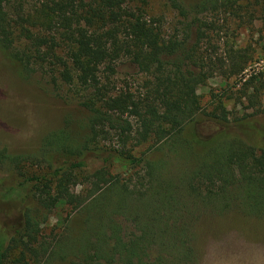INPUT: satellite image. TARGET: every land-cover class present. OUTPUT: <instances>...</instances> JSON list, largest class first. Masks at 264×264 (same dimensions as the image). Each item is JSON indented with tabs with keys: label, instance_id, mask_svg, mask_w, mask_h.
<instances>
[{
	"label": "trees",
	"instance_id": "obj_1",
	"mask_svg": "<svg viewBox=\"0 0 264 264\" xmlns=\"http://www.w3.org/2000/svg\"><path fill=\"white\" fill-rule=\"evenodd\" d=\"M167 1L183 19L182 35L167 38L162 17L148 14L150 0H0V52L26 75L42 71L56 85L61 82L78 86L86 95L83 106L89 115V139L79 146L67 145V122L59 134L62 138L51 145L54 151L48 153L57 161L63 160L55 169L59 183L52 205L60 198L76 203L78 197L72 194L71 187L77 185L88 166L87 159L80 157L89 151L90 143L103 138L116 140L117 147L113 145L104 156H94L104 163L90 176L96 190L102 184L113 183L114 176L108 170L112 164L134 169L144 163L148 173L153 174L155 162L149 160L146 152L138 156L137 148L153 143L150 152L171 143L187 157L190 166L181 171L182 179L196 205L235 206L247 216L264 218V133L241 130V135L231 138L217 136L207 140L187 135L192 123L202 115L218 122L228 121L224 101L214 98L215 107L208 112L201 105L197 89L215 71L229 79L245 72L246 62L238 55L230 58L231 63L214 58L212 44V15L221 9L234 10L245 0H200L192 4L185 0ZM123 61L135 65L146 76L142 91L118 87L116 75ZM257 79L258 74H252L246 81L253 89L252 93L247 92L250 88L245 93L250 107H255L260 98ZM247 117L251 116L235 117L233 123L242 127ZM71 133V137L78 135L74 130ZM9 159L2 155L0 160ZM177 188L158 187L146 201L141 200L152 211L147 216L149 222L137 220L145 237L126 244L118 240L112 247L114 254L124 257L127 264L142 260L150 243H155L160 235L157 226L165 219L170 223L182 213ZM127 200L132 201L130 196ZM130 209L128 203L119 205V210L127 215ZM160 210L164 211L163 217ZM33 223L30 217L26 230L9 238L0 234V264H10L12 251L20 249L11 264H40L35 260L44 251L26 247L29 242H37ZM166 225L164 236L169 235L171 240L169 245L160 247L161 254L166 252L170 259L164 262L166 259L162 258L155 264H194L188 227Z\"/></svg>",
	"mask_w": 264,
	"mask_h": 264
},
{
	"label": "rangeland",
	"instance_id": "obj_2",
	"mask_svg": "<svg viewBox=\"0 0 264 264\" xmlns=\"http://www.w3.org/2000/svg\"><path fill=\"white\" fill-rule=\"evenodd\" d=\"M185 1L192 4L200 0ZM147 10L151 16L162 17L167 38L182 35L183 19L167 0H150ZM212 18L215 22L214 58L230 62L231 57L238 55L246 62L245 72L229 79L215 71L199 84L197 94L202 107L208 112L213 110L214 98L218 96L225 103L228 121L218 122L202 115L192 123L187 135L207 140L217 136L231 138L241 135V130L244 133L255 129L264 133V0L242 1L236 9H221ZM252 74H258L257 86L261 88L255 107H250L245 97L248 88V94L253 92L252 85L246 84ZM145 79L135 65L128 61L119 63L116 75L119 88L128 86L133 91H142ZM85 96L78 86L61 82L56 85L52 77L42 71L26 75L18 64L0 52V159L2 155L11 158L0 160V234L9 238L17 231L26 230L31 217L37 242H29L26 247L44 251L35 262L127 264L124 257L113 253L112 247L118 240L126 244L145 237L137 220L149 222L147 216L152 211L141 200L146 201L158 187L164 190L175 185L178 187L175 192L181 199V215L170 223L165 219L157 226L160 235L155 243H150L142 260L135 259L133 264H155L162 258L166 259L164 262L170 259L166 252L161 254L160 247L161 244L169 245L171 240L169 235L164 236L166 223L171 227H188L189 246L195 253L194 264H264V218L247 216L235 206L196 205L182 179L181 171L185 172L190 166L187 157L182 149L171 143L157 146L150 152L148 149L155 146L153 143L137 148L138 156L146 152L149 160L155 162L153 174L148 173L144 163L134 169L112 164L108 170L114 176L113 183L102 184L96 190L92 183L94 178L90 176L104 163L94 156H104L113 145L117 147L116 140L99 138L90 143L89 151L80 157L87 159L88 166L79 176L77 185L71 187L72 194L78 197L76 203L60 198L52 205L59 183L55 169L63 160L57 161L48 153L54 151L51 145L62 138L59 134L65 130L67 122V145L79 146L89 139L86 127L89 115L83 106ZM254 113L257 114L252 117ZM249 115L251 117L244 120L242 127L233 123L235 117ZM73 130L78 135L71 137ZM172 192L174 194L173 189ZM123 202L131 207L128 215L119 210ZM159 212L163 217L164 211ZM20 250L12 251L10 264Z\"/></svg>",
	"mask_w": 264,
	"mask_h": 264
}]
</instances>
